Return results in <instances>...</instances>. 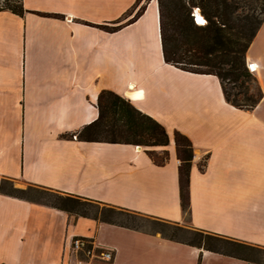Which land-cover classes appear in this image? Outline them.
Instances as JSON below:
<instances>
[{
    "label": "crops",
    "instance_id": "obj_1",
    "mask_svg": "<svg viewBox=\"0 0 264 264\" xmlns=\"http://www.w3.org/2000/svg\"><path fill=\"white\" fill-rule=\"evenodd\" d=\"M23 7V15L0 11V44L19 49L17 63L0 61V177L264 248V24L246 54L263 98L247 110L226 100L216 76L166 63L158 0ZM132 90L142 96L132 100ZM104 91L163 125L169 145L79 139L98 119ZM176 132L194 148L188 213ZM150 150L160 159L168 152L164 164ZM72 236L112 249L113 264H253L84 217L72 222L60 209L0 192V264H72Z\"/></svg>",
    "mask_w": 264,
    "mask_h": 264
},
{
    "label": "trees",
    "instance_id": "obj_2",
    "mask_svg": "<svg viewBox=\"0 0 264 264\" xmlns=\"http://www.w3.org/2000/svg\"><path fill=\"white\" fill-rule=\"evenodd\" d=\"M158 3L161 39L166 63L185 71L216 76L221 81L225 98L230 104L240 109H254L263 98V92L257 78L248 68L246 54L264 24V18L259 19L255 15L241 17V0H158ZM194 9L201 11V14L207 20L206 25L201 26L197 21V24L195 23L196 17H193ZM4 10L23 15L25 12L23 0H20L19 4L16 5L6 4L1 6L0 11ZM142 11H144V7H142L138 16ZM227 81L239 93L232 95L226 87ZM252 83L258 86V97L249 95L251 90L249 84ZM242 95L244 97L243 100L240 99ZM98 106V119L79 133V139L113 144L124 143L148 148L166 147L169 145L170 137L166 128L152 117L142 113L131 101L113 92L104 91L99 97ZM175 142L178 158L181 161L180 188L182 208L185 213H188L189 176L194 158V148L191 140L180 132L175 133ZM147 152L155 158L159 165L164 164L168 157V152L166 151L164 152L165 156L161 159L158 158L155 151L150 150ZM1 180L10 183L14 192L26 194V191L14 189L11 180L5 178ZM49 192L63 204L49 205L43 203V205L55 207L69 215L73 211H77L80 217L90 218L88 211L79 208L78 205L92 206L98 211L104 210L112 215H137L105 205V207L100 208V202L81 197L54 191ZM2 193L35 202L28 197ZM94 219H98V216H95ZM103 222L117 225L111 220H103ZM121 226L130 228L124 225ZM197 234L201 237V241L197 244L187 245L247 262L262 264L253 258L217 250L208 241L226 244L240 250L242 253L247 251L262 253L264 252L263 247L246 245L241 241L202 230H197Z\"/></svg>",
    "mask_w": 264,
    "mask_h": 264
},
{
    "label": "rangeland",
    "instance_id": "obj_3",
    "mask_svg": "<svg viewBox=\"0 0 264 264\" xmlns=\"http://www.w3.org/2000/svg\"><path fill=\"white\" fill-rule=\"evenodd\" d=\"M19 1L20 0H0V7L6 4L16 5V4H19ZM146 1H149V0H146ZM240 4H241V17H244L246 15H255L259 19H261L262 17L264 18V1L262 0H241ZM195 23H196V20H195ZM5 24L7 25L8 23L6 22ZM6 46H4L3 44H0V61H6L12 64L17 63L19 61L18 47L14 45L11 46L7 53L4 50ZM256 51H259L258 46H256L255 48H252V53H256ZM249 85L251 88L249 95L258 97L259 89H258L257 84L252 83ZM226 87L232 95L239 93V91L237 89H234V86L228 81L226 83ZM240 99L241 100L244 99L243 95L240 97ZM141 147H144V146H141ZM144 148H148V147H144ZM148 149H151V148H148ZM160 156L162 157L163 154H160ZM1 179H0V187H1L0 192L1 193L2 192L12 193L13 195H17L19 197H28L39 204H43V203H47L49 205H55V204L62 205L63 204L56 197H54L51 194V192L49 191L47 192V190H44V191L40 189L37 190L36 187L30 186L29 184L23 183L21 181H12L13 188L26 191V194L14 192L12 190V185L8 183L7 181H4V180L2 181ZM78 207L81 209H86L90 215L89 216L90 218H85V219L90 220L92 222L94 221L97 225L108 224V223H104L103 220H111L113 223L117 224V226L124 225L130 228H133L137 231H140L142 233L157 235L159 237H163L168 240L175 241V242H180L186 245L187 244H197L201 241V237L197 234V229L191 227L187 221L185 223H174V222H170V221H166V220H162L158 218H153V217H147L143 215H129V214L112 215L109 212H106L104 210L98 211V209L92 206H79L78 205ZM103 207L105 206L101 204L100 208H103ZM95 216H98V219H94ZM70 217H71L72 222H75V220L80 218V216L77 214V211H73L70 214ZM84 226L85 224L81 225V227L83 228ZM101 235L104 236L105 238V237H110L111 233H109L108 230H104L103 232H101ZM208 242H210V244H212L217 250H220L223 252H231V253L233 252L236 255H243L249 258L256 259V261H259L262 264H264V252L253 253V252L247 251L245 253H242L240 252V250L236 248H232L231 246H228L223 243H218L216 241H208ZM253 264H256V263H253Z\"/></svg>",
    "mask_w": 264,
    "mask_h": 264
},
{
    "label": "built area",
    "instance_id": "obj_4",
    "mask_svg": "<svg viewBox=\"0 0 264 264\" xmlns=\"http://www.w3.org/2000/svg\"><path fill=\"white\" fill-rule=\"evenodd\" d=\"M248 67L255 73L251 65ZM68 250L75 255L72 264H113L115 260L114 251L97 243L93 238L72 236L68 241Z\"/></svg>",
    "mask_w": 264,
    "mask_h": 264
},
{
    "label": "bare ground",
    "instance_id": "obj_5",
    "mask_svg": "<svg viewBox=\"0 0 264 264\" xmlns=\"http://www.w3.org/2000/svg\"><path fill=\"white\" fill-rule=\"evenodd\" d=\"M195 17H196V21L199 25L204 26L206 25V20L205 18L202 16L201 12L199 9L195 10ZM198 21H202V22H198ZM252 71L256 72V66H252ZM131 95V99L134 100L135 98H140L142 96V94H140L139 92H135V90H132V92L130 93Z\"/></svg>",
    "mask_w": 264,
    "mask_h": 264
},
{
    "label": "water",
    "instance_id": "obj_6",
    "mask_svg": "<svg viewBox=\"0 0 264 264\" xmlns=\"http://www.w3.org/2000/svg\"><path fill=\"white\" fill-rule=\"evenodd\" d=\"M193 17H195V10H194V13H193Z\"/></svg>",
    "mask_w": 264,
    "mask_h": 264
},
{
    "label": "snow or ice",
    "instance_id": "obj_7",
    "mask_svg": "<svg viewBox=\"0 0 264 264\" xmlns=\"http://www.w3.org/2000/svg\"><path fill=\"white\" fill-rule=\"evenodd\" d=\"M198 22H202V21H198Z\"/></svg>",
    "mask_w": 264,
    "mask_h": 264
}]
</instances>
